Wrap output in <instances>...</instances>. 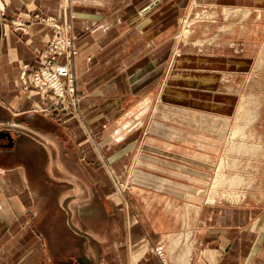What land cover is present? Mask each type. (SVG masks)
Masks as SVG:
<instances>
[{"label": "crops", "instance_id": "0c3cea01", "mask_svg": "<svg viewBox=\"0 0 264 264\" xmlns=\"http://www.w3.org/2000/svg\"><path fill=\"white\" fill-rule=\"evenodd\" d=\"M0 1V264H161L155 245L164 247L170 264H264V187L223 193L215 190L220 180L212 179L207 192L214 164H204L212 160L204 154L205 130L183 127L175 136L166 129L165 138L149 142L146 130L125 142L127 129L108 125L118 113L109 112L110 104L139 82L126 72L140 69L132 66L126 33L112 30L111 9L118 14L138 6L136 0H75L81 100L79 113L59 121L36 111L50 104L48 92L17 82L23 64L37 66L49 27L34 24L17 34L7 24L29 12L56 15L61 0ZM262 10L246 18V24H263V35L245 82H264ZM154 36L141 38L151 44ZM261 96L260 116L251 111L263 120L261 132L252 127L261 140L251 146L264 156V87ZM260 164L263 158L252 159L251 165ZM130 166L127 199L117 184ZM250 179L264 183V175ZM223 194L244 200L225 201Z\"/></svg>", "mask_w": 264, "mask_h": 264}, {"label": "rangeland", "instance_id": "374dc122", "mask_svg": "<svg viewBox=\"0 0 264 264\" xmlns=\"http://www.w3.org/2000/svg\"><path fill=\"white\" fill-rule=\"evenodd\" d=\"M253 1L255 4H252ZM136 2L138 6H127L118 14L117 8L111 9L115 10L110 16L112 30L126 33L127 50L134 52L132 66H139L140 69L126 72L127 79L137 77L136 80L139 82L136 81L133 84L135 86L130 85V88H126L123 92L126 98L114 105L110 104L109 112L118 113L112 116L108 125L111 128L115 127V130L126 126L128 134L125 142L146 130L149 134L146 136V142H149L151 138H165L166 129L178 136L183 127L201 128L206 131L207 147L204 154L209 152L212 159H207V163L204 164L208 169H212L210 164H214V169L208 177L210 182L207 180L206 183L207 192L210 191L212 179L220 180V185L215 190L223 193L236 189L245 193L251 187H264V183H251L250 179L252 175L254 178L264 175V165L260 164L259 167L251 165L252 159L254 162L257 159H264V156H261L262 151H252L251 146L252 143L261 140V134H256L252 127H257V131L261 132L263 120L261 117L253 118L251 111H259L258 116L261 114L259 99L262 97L264 82H245L263 35V24H246V18L247 15L250 17L261 13L264 2L259 0H136ZM74 3L75 0H61L56 15L29 12L22 18L16 16L7 24L17 34L25 33L28 27L34 24L49 27L47 42L36 53L37 66L32 68L23 64L17 82L23 89L48 92L51 95L50 104L37 108L36 111L56 121L70 114L79 113L81 98L77 87L75 103L64 105L58 102L59 97L50 89L37 86L34 80L43 64L54 61V58L57 65L69 66L75 86L76 81L83 78L75 66L78 49L72 22ZM2 4L0 1V5ZM3 10H0V18L4 14ZM53 25L71 40L72 45L68 52L60 55H57L56 51L47 53L54 36ZM67 25L70 27L68 33L64 32ZM150 31L155 34L151 44L141 38ZM73 50L76 52L74 55ZM131 57H127V60ZM140 83L143 84L141 89ZM149 85L152 86L148 88ZM198 111L205 112V117H198ZM117 121H121L122 124L118 126ZM194 137L195 135L190 137L191 142ZM219 162L221 167H218V173L221 176L215 171ZM126 172L127 179L118 183L117 188L119 192L125 191L128 199V193L132 190L130 187L132 177L128 182V176L131 174L133 176V166L127 168ZM197 175L199 173L195 171L196 179ZM228 196L223 194L222 199L237 202L244 200L230 199ZM212 201L215 200L209 202ZM157 246L162 245L153 247ZM157 258L162 264V259L158 256Z\"/></svg>", "mask_w": 264, "mask_h": 264}, {"label": "built area", "instance_id": "2783aa9c", "mask_svg": "<svg viewBox=\"0 0 264 264\" xmlns=\"http://www.w3.org/2000/svg\"><path fill=\"white\" fill-rule=\"evenodd\" d=\"M69 28L67 25L64 32L68 33ZM53 31L54 36L50 41L47 53L56 51V54L60 55L61 53L68 52L72 45L71 40L67 39L57 26L53 25ZM75 53V50H73V55ZM55 60L56 58L50 63L43 64V67L35 75L34 83L39 87H45L43 89H50L56 97H59L60 100L58 102L61 104H73L75 103L76 86L74 78L70 73V68L67 64L57 65ZM153 250L154 254L162 259V264H170L164 257L165 253L162 246L153 247Z\"/></svg>", "mask_w": 264, "mask_h": 264}, {"label": "bare ground", "instance_id": "6f19581e", "mask_svg": "<svg viewBox=\"0 0 264 264\" xmlns=\"http://www.w3.org/2000/svg\"><path fill=\"white\" fill-rule=\"evenodd\" d=\"M2 5H3V4H2ZM2 5H0V10L4 9ZM64 22H65V21H64ZM64 24H65V23H64ZM144 112H145V111H144ZM128 115H129V114H128ZM132 116H133V115H132ZM137 116H138V115H137ZM129 120H131V119H129ZM129 120H128V121H129ZM121 124H122V123H121ZM121 124H120V125H121ZM126 124H127V121H126ZM118 126H119V125H118ZM125 127H126V126H125ZM125 127H124V128H125ZM122 129H123V128H122ZM125 129H126V128H125ZM126 134H127V133H126ZM121 137H122V136H118V137H116V139H117V140H120Z\"/></svg>", "mask_w": 264, "mask_h": 264}]
</instances>
